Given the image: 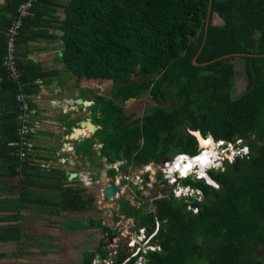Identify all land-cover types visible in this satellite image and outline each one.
Listing matches in <instances>:
<instances>
[{"label":"trees","instance_id":"trees-1","mask_svg":"<svg viewBox=\"0 0 264 264\" xmlns=\"http://www.w3.org/2000/svg\"><path fill=\"white\" fill-rule=\"evenodd\" d=\"M25 1L5 0L0 11L3 56L5 31ZM208 6L209 0H32L16 41L18 80L9 78L1 57V87L14 99L18 93H36L34 79L54 71L24 65L20 47L52 37L47 31L54 23L61 41L57 59L76 84L82 79L111 82L110 97L97 94L91 108L100 126L94 138L110 165L121 160L135 166L156 164L177 154L194 157L200 150L191 131L248 149L207 171L217 187L203 178L181 180L180 185L198 190L202 201L199 195L178 200L172 189L163 192L157 185L154 198L145 204L148 209L131 205L147 199L139 190L135 200L122 198L119 206L125 208L119 215L133 220L130 229L144 228L145 244L158 250L140 246L134 254L120 247L111 264H134L139 257L144 264H264V0H212L209 13ZM213 16L222 24L214 25ZM234 54L243 61L246 79L238 97L232 93ZM225 55L231 57L218 59ZM194 58L198 64L212 62L194 66ZM142 94L168 105L150 107L139 118L126 115L124 103ZM12 105L13 112L1 118L0 213L5 215L0 223L7 224L0 228V243L21 239L24 208L39 213L48 203L50 215L92 209L86 190L68 182L62 171L33 162V149L21 159L23 111L16 100ZM92 139L83 141L84 153L92 151ZM115 173L108 170L109 176ZM44 192L54 201L36 195ZM95 226L111 233L100 223ZM102 247L83 252L82 264H93L96 255L106 259ZM4 257L0 253V260Z\"/></svg>","mask_w":264,"mask_h":264},{"label":"rangeland","instance_id":"rangeland-1","mask_svg":"<svg viewBox=\"0 0 264 264\" xmlns=\"http://www.w3.org/2000/svg\"><path fill=\"white\" fill-rule=\"evenodd\" d=\"M57 14L60 18H62V13L60 11ZM217 22L218 21L215 18L212 19L213 24H217ZM233 58L232 63L234 64V71L236 74L232 93L233 96L236 97L237 95L239 96L243 93L246 87V79L243 61L239 56H234ZM83 82L87 83V85H85V87L83 84L84 88L81 89V96L85 97L89 92L93 96L100 94L104 97H110V81L94 80L90 84L88 80L83 79ZM167 105L168 102L164 101L157 104L150 99L148 94H142L139 97L127 100L124 103L123 112L126 115L134 114V118H139L148 112L150 107ZM221 142L222 141H211L207 147L200 150V152L206 153L207 156H212V160L216 161L215 165H213L216 166L215 168H221L222 161L220 160L228 159V162L230 163L235 155L243 151V149L234 148V144ZM81 144V147H78V151L83 155H87V153H84L83 142H81ZM226 145L230 147H227L226 149ZM174 157H176V155ZM173 158L164 160L158 163V165L162 166L165 162H172ZM229 158H231V161ZM92 160L93 164L91 166H94V170L96 169L97 174H89L90 176L87 177L88 181L86 180L85 182H82V184H79L78 181L73 183L76 188L86 190V195H88L86 198H88V202H91L92 209L79 213H68L61 216L57 215V217H54L55 215H50L48 213L37 215L35 212H26L24 208L21 212L19 220V228L22 234L21 239L18 242L0 243V253L5 254V257L0 260V264H82V253L85 251L90 252L94 249L96 250L99 244L103 245L102 250H106L108 252L107 258L104 259L105 263L111 264L112 258L115 256L114 254L120 247H124L125 243H127L128 236L130 235V237H133L137 231L129 228L131 227V219L124 220L122 216H120L121 219L117 217L116 212L119 214V209L122 210L125 208L119 206L123 199H119L118 197H122L121 195L125 191V195L129 197V200H135L136 198H133V193H135L138 188H144L142 191L143 196H148L147 199L139 198L140 200L137 202L139 204H136L133 201L132 204L138 206V209H148L145 204L147 201L151 202V196L154 190L151 183L152 179H149V177L156 176V185L158 184V190H162L167 193L170 192L172 188L167 185V180L162 179L161 175L165 178L167 176L170 178L171 176L173 180L176 177H180V172L176 169V164L169 165L168 167L164 166V168H162L163 166L159 167V170L153 165L151 170L144 175V180L146 181L147 186L142 185L141 187H138L135 177L139 173V169L132 172V166H130L129 168H124L126 171L123 169L122 174L124 176L116 177L118 183H114L115 178L113 181H110L112 182L111 184L114 183L119 187L117 192L118 196L113 198V201L107 199L104 200L102 192L105 187L110 186L108 183L104 182V176L106 170H109L111 166L109 163L102 160H97L94 163L95 160L93 157ZM211 162L206 161L207 165H205L204 172L210 169L212 166ZM37 164H40L41 166L44 165L41 161H38ZM172 170H174L173 173ZM192 170L190 172L191 178L201 177L198 166H195ZM81 172L83 175L85 174L83 169ZM124 177H128V180H125ZM181 180L182 179L177 178V183L175 185L182 187L180 185L182 182ZM124 181L127 182L124 183ZM168 181L170 182V180ZM120 183L124 186L122 187ZM185 188L186 189L184 190L179 188V190L176 191L177 193L181 191L179 195L174 194L172 191L174 197L180 200L185 199V196H196L199 194L198 200H203L200 192L192 191V189L188 190L187 187ZM36 195L42 197L43 201H54V196L48 192ZM108 201L111 203L109 204ZM113 205L115 209L112 210L111 206ZM2 215H5V213H0V216ZM91 223L93 224L91 225ZM96 223H100L102 226L107 227L111 233L108 234L101 231L99 226H95ZM6 224L7 223H0V228H3ZM66 225H71V229L66 228ZM134 251L133 253L136 254V251ZM95 262V264L103 263L100 260H95Z\"/></svg>","mask_w":264,"mask_h":264},{"label":"crops","instance_id":"crops-1","mask_svg":"<svg viewBox=\"0 0 264 264\" xmlns=\"http://www.w3.org/2000/svg\"><path fill=\"white\" fill-rule=\"evenodd\" d=\"M4 4L5 0H0V11L3 9ZM2 14L3 13L0 15ZM213 18L218 21L217 24L214 25L222 24L220 18L217 16H213ZM53 26L54 23H52L47 31L52 37L29 41L20 47L21 53L24 54L21 57L24 65L27 67L35 66L47 72L54 71V73L50 75L34 79L33 84L35 85L36 93H30V95L23 93L27 99L28 105H32L33 107H30V109L35 112L34 115L31 114L32 117H30L31 124L36 126L35 133L30 140L33 144V152L35 154L32 160L36 163L41 161L42 164L45 165L49 162L48 160H51V162L48 163L51 165V167L48 168L49 170L56 168L62 171L68 176V182L72 185L77 181L79 184H82V182L88 181L87 177L91 174H97L96 169L94 170V166H91L93 164L92 157L95 160L94 163L99 160L97 150L100 151L102 147V145L98 143L97 138H94L99 127L96 124L97 116L96 114L93 116L94 114L91 109L97 94L93 96L88 92L85 97L81 96V89L84 88L83 84L85 86L87 83L83 82L82 79L76 84L75 76L68 72L63 64L58 61L57 57L61 47V41L59 40L60 31ZM3 52L4 46L2 41H0V60L3 56ZM1 82L2 73L0 70V139L3 132L1 128V125H3L1 118L13 112L12 108H14V106L12 104H15L16 100L14 99L15 96L12 98L10 90L1 87ZM88 82L91 84L92 80ZM78 99L89 101L91 104L88 106L77 104L76 101ZM89 124L93 126L91 130L88 127L90 126ZM78 129L85 132V135L89 137L87 136V138H85L83 134L79 133L75 135L74 133ZM89 138H93V146L96 145L97 147L93 149L94 152L91 151L89 154L83 155L78 151V147H81V142ZM82 169L85 171L84 175L81 172ZM77 177L80 178L78 179ZM28 210L29 209L25 208L26 212H28ZM37 210L39 211L37 215L48 213V203ZM63 214L65 215L68 213L62 212L58 216ZM54 217H57V215Z\"/></svg>","mask_w":264,"mask_h":264},{"label":"built area","instance_id":"built-area-1","mask_svg":"<svg viewBox=\"0 0 264 264\" xmlns=\"http://www.w3.org/2000/svg\"><path fill=\"white\" fill-rule=\"evenodd\" d=\"M31 1L32 0H27L25 2H21L18 5V7L16 9L17 16L9 23V25L7 26V29L5 31L6 52H5V55L2 58L1 66L7 72L9 78H11L14 81H16V80H18V78H20V73L18 72V70H17V68L15 66L16 41H17V38L19 36V31H20V28H21V25H22V18L27 15V12H28V10L31 7ZM16 101H17V103L20 104L19 107L23 111V114L20 115V117H19L21 125H20V128L18 130V134L20 136V140H21V144H22V151L18 155L22 159V157H24V155H25V152H31V149H33V144L29 141L28 137H26V136H28V135L32 136L34 134V132H35V127L36 126L31 124V121H30V114H33L34 111L30 109V113H25L29 109V105H28L27 99L25 98V95L23 93H18L16 95ZM30 140H31V138H30ZM23 147H25V149H23ZM203 153L204 152H201L200 154L194 156L192 159L197 158L199 155H201ZM183 157H188V156H186L185 154L176 155V157L173 158L172 162L163 163V165H162L163 167L158 165V163H156V164L155 163H148L149 165H147V164L146 165H142L139 168V173L135 177V179L137 180V185L140 186V187L142 185L147 186V183L144 180V175L148 171L151 170V167L153 165L156 166L158 168V170H159V167L164 168V166L168 167L169 165L176 164V161L177 160H181ZM205 160L208 161V162L212 161L211 162L212 166L216 163L215 160H212V157H211V159H209V157L207 156V158H205ZM132 172H134V171H132ZM161 177H162V179L167 180V182H168L167 185H169L171 187V186H175V184L177 183V181H176L177 178H179V179H180V177L184 178L185 175L180 173V177H176V178H174V180H173V178H171V176H170V178H169V176H167L165 178V177H163L161 175ZM124 179L128 180V177H124ZM149 179H152L151 183H152V188H153V186L156 185V183H157L156 182V176H151V177H149ZM168 180H170V182ZM114 183H118L116 178L114 180ZM179 188L180 189L182 188V190L186 189L185 186L178 187V189H172L174 194H177L176 191L179 190ZM139 189H142V191L144 190V188H139ZM187 189L191 190L189 187H187ZM192 191H194V190H192ZM195 191L199 192L198 190H195ZM197 195H199V194H197ZM116 196H118L117 193H116V195L113 198H115ZM138 231H139V233H138ZM147 239L148 238H146V234H145L144 228L137 229V231L135 232L133 237H130V235L128 236V241H127V243H125V247L128 248V250L131 251V253L134 250L136 251V253L139 252L140 251V246H144V247H142L143 251L144 250H148V249L149 250H158L157 247H154V246H151V245L147 246L145 244ZM95 260H100L98 255L95 256V259L93 260V264L96 263ZM100 261L105 263V260H100ZM138 261H140V262H138ZM136 263L137 264H144L143 259L141 257H139L134 264H136Z\"/></svg>","mask_w":264,"mask_h":264},{"label":"water","instance_id":"water-1","mask_svg":"<svg viewBox=\"0 0 264 264\" xmlns=\"http://www.w3.org/2000/svg\"><path fill=\"white\" fill-rule=\"evenodd\" d=\"M211 1L212 0H209V6H208V10H207V12L209 13L210 12V4H211ZM207 22H208V17L206 18V25H207ZM233 56H240L239 54H234ZM231 57V55H225V56H222V57H220V58H218V59H225V58H230ZM212 61H210V62H208V63H211ZM208 63H201V64H198L197 62H196V58H194L193 59V61H192V64L194 65V66H205L206 64H208ZM76 103L77 104H82V105H85V106H88V105H90L91 103L89 102V101H83V100H81V99H78L77 101H76ZM90 126H88L89 128H90V130L93 128V126L91 125V124H89ZM77 133H79V134H83V136H85V138H87V136L88 135H85L86 133L85 132H83V131H81L80 129H78L74 134L76 135ZM193 136H195L196 137V139H197V141H198V148H199V150H201L202 148H205V147H203L204 145H202L203 143H205L208 139H210V141H212L211 140V137H209V138H207V139H203L202 137H201V135H200V132L199 131H191L190 132ZM89 137V136H88ZM83 139H84V137H83ZM100 146V145H99ZM101 147V146H100ZM190 159H191V157L190 156H188ZM209 157V159H211V157L210 156H208ZM187 175H190V173L189 174H187ZM205 176V175H204ZM205 177H208V176H205ZM216 186V185H215ZM118 190H119V187L117 186V185H115V184H110V186H108V187H105L104 188V190H103V192H102V196L105 198V199H107V200H111L115 195H116V193L118 192ZM108 203L110 204L111 202L110 201H108Z\"/></svg>","mask_w":264,"mask_h":264},{"label":"flooded vegetation","instance_id":"flooded-vegetation-1","mask_svg":"<svg viewBox=\"0 0 264 264\" xmlns=\"http://www.w3.org/2000/svg\"><path fill=\"white\" fill-rule=\"evenodd\" d=\"M98 127H99V129H100V126L98 125ZM98 129V130H99ZM97 146L96 145H94L93 146V144H92V151H93V149L94 148H96ZM94 152V151H93ZM97 152H98V159L99 160H102V161H105L106 162V159L105 158H101V156H100V151L99 150H97ZM201 152L199 151L198 152V154H200ZM197 154V155H198ZM48 160V159H47ZM49 162H47V164L45 165H42V167L44 168V169H47L48 170V168L49 167H51V165H49L48 163H50L51 162V160H48ZM110 165V164H109ZM115 167H114V166ZM111 167L109 168V169H111V168H114L115 169V175H113V176H109V174H108V170H106V173H105V176H104V182L105 183H108L109 185L112 183V182H110V181H113L114 180V178H116V177H120V176H124L122 173H123V169L124 168H129L130 166H132V170L131 171H134V170H137V169H139L141 166H135L134 164H132L131 162H128V161H123V160H121V161H117V162H115V163H113L112 165H110ZM125 171H126V169H124ZM122 182V181H121ZM127 181H124V183H126ZM114 184V183H113ZM120 185H122L121 183H120ZM124 185H122V187H123ZM138 187H140V186H138ZM137 190H139L141 193V195H143V192H142V189H137ZM126 194V192L124 191V193L121 195L122 197H118L119 199L121 198H123V199H125V198H128L129 199V197L127 196V195H125ZM123 195H125V196H123ZM133 198H137V194L136 193H133ZM145 196V195H144ZM154 197H151V199H153ZM104 200H105V198H103ZM111 201H113V199H111ZM130 201H131V199H130ZM139 204V203H138ZM131 205L132 206H134L132 203H131ZM112 208V210L113 209H115L114 208V205L113 206H111ZM116 214H117V217H119L120 219H121V217H120V215L116 212ZM123 217V219L124 220H127V219H129V218H125L124 216H122ZM133 225V220L131 219V226ZM130 228V227H129ZM140 229V228H139Z\"/></svg>","mask_w":264,"mask_h":264},{"label":"bare ground","instance_id":"bare-ground-1","mask_svg":"<svg viewBox=\"0 0 264 264\" xmlns=\"http://www.w3.org/2000/svg\"><path fill=\"white\" fill-rule=\"evenodd\" d=\"M208 143H203L202 145H204L203 147H207L208 144H210V139L207 140ZM203 151V150H202ZM208 152V151H207ZM210 152V151H209ZM214 153V152H213ZM211 153V154H213ZM212 157V156H210ZM205 158H207V155L206 153H203L201 155H199L197 158L195 159H190L188 157H183L181 160H177L176 161V165L179 163V168L176 167V169L182 174L181 170L184 168V166L186 164H189L191 163V167L188 169L187 173L186 174H189L192 170V168H194L195 166H198L199 168V174L201 175V173H204V169H205V165H207L206 161H205ZM215 159V158H214ZM201 161H203V163H201ZM193 171V170H192ZM174 172V170H172V173ZM184 174V175H186Z\"/></svg>","mask_w":264,"mask_h":264},{"label":"clouds","instance_id":"clouds-1","mask_svg":"<svg viewBox=\"0 0 264 264\" xmlns=\"http://www.w3.org/2000/svg\"><path fill=\"white\" fill-rule=\"evenodd\" d=\"M221 143H223V141L221 142ZM243 151L244 152H247L248 151V149L247 148H244L243 149ZM189 156V155H188ZM191 157V156H190ZM191 158H193V157H191ZM229 160L231 161V158H229ZM220 161H222V160H220ZM216 162V161H215ZM201 163H203V161H201ZM220 164V163H219ZM215 165V164H214ZM192 165H191V163H189V164H186L185 166H184V168L181 170V172H182V174H186L187 173V171H188V169L191 167ZM176 167L177 168H179V163L176 165ZM212 167V166H211ZM210 167V168H211ZM213 167H216V166H213ZM209 169V168H208ZM193 174H195V173H193ZM208 176L207 175V170L204 172V173H201V177L200 178H203L205 181H206V183H208L209 185H213V186H215V182L214 181H212L209 177H205V176ZM187 176H190V175H185V177L184 178H186ZM195 176H197L196 174H195ZM184 178H180V179H184ZM199 178V177H198ZM179 179V178H178ZM179 186H177V185H175V186H171V188L172 189H176V188H178ZM180 193H177V195H179ZM104 198V197H103Z\"/></svg>","mask_w":264,"mask_h":264},{"label":"snow or ice","instance_id":"snow-or-ice-1","mask_svg":"<svg viewBox=\"0 0 264 264\" xmlns=\"http://www.w3.org/2000/svg\"><path fill=\"white\" fill-rule=\"evenodd\" d=\"M205 143H208V141H206Z\"/></svg>","mask_w":264,"mask_h":264}]
</instances>
